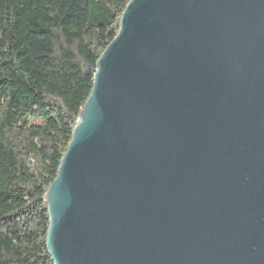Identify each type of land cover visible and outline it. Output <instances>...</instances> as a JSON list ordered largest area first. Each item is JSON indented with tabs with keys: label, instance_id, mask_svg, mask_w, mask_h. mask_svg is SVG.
Masks as SVG:
<instances>
[{
	"label": "water",
	"instance_id": "95a60500",
	"mask_svg": "<svg viewBox=\"0 0 264 264\" xmlns=\"http://www.w3.org/2000/svg\"><path fill=\"white\" fill-rule=\"evenodd\" d=\"M45 201L54 264H264V0H133Z\"/></svg>",
	"mask_w": 264,
	"mask_h": 264
},
{
	"label": "trees",
	"instance_id": "16d2710c",
	"mask_svg": "<svg viewBox=\"0 0 264 264\" xmlns=\"http://www.w3.org/2000/svg\"><path fill=\"white\" fill-rule=\"evenodd\" d=\"M133 0H0V264H54L45 196Z\"/></svg>",
	"mask_w": 264,
	"mask_h": 264
}]
</instances>
